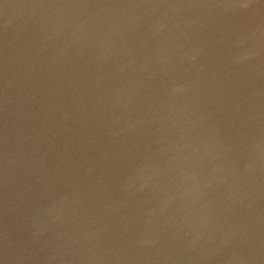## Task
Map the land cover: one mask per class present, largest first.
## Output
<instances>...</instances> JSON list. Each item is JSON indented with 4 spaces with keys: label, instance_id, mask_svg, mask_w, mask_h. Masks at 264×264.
<instances>
[{
    "label": "water",
    "instance_id": "water-1",
    "mask_svg": "<svg viewBox=\"0 0 264 264\" xmlns=\"http://www.w3.org/2000/svg\"><path fill=\"white\" fill-rule=\"evenodd\" d=\"M0 264H264V0H0Z\"/></svg>",
    "mask_w": 264,
    "mask_h": 264
}]
</instances>
